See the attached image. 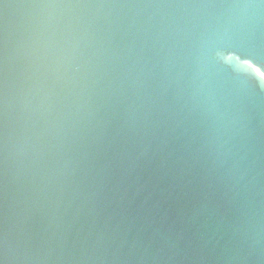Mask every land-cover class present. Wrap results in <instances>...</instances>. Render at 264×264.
Wrapping results in <instances>:
<instances>
[{
	"label": "water",
	"instance_id": "obj_1",
	"mask_svg": "<svg viewBox=\"0 0 264 264\" xmlns=\"http://www.w3.org/2000/svg\"><path fill=\"white\" fill-rule=\"evenodd\" d=\"M0 264H264V0H0Z\"/></svg>",
	"mask_w": 264,
	"mask_h": 264
}]
</instances>
